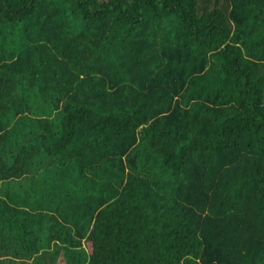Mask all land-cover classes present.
Returning a JSON list of instances; mask_svg holds the SVG:
<instances>
[{
	"label": "trees",
	"instance_id": "obj_1",
	"mask_svg": "<svg viewBox=\"0 0 264 264\" xmlns=\"http://www.w3.org/2000/svg\"><path fill=\"white\" fill-rule=\"evenodd\" d=\"M0 264H264V0H0Z\"/></svg>",
	"mask_w": 264,
	"mask_h": 264
}]
</instances>
